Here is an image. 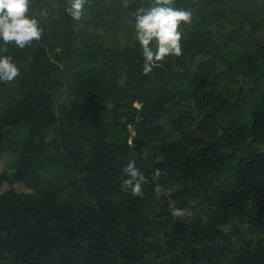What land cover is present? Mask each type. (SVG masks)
Segmentation results:
<instances>
[{
	"label": "trees",
	"instance_id": "16d2710c",
	"mask_svg": "<svg viewBox=\"0 0 264 264\" xmlns=\"http://www.w3.org/2000/svg\"><path fill=\"white\" fill-rule=\"evenodd\" d=\"M152 3L87 0L76 22L30 0L42 39L0 40L20 69L0 82V264H264V0H173L182 55L145 75L132 13Z\"/></svg>",
	"mask_w": 264,
	"mask_h": 264
},
{
	"label": "clouds",
	"instance_id": "9594fccd",
	"mask_svg": "<svg viewBox=\"0 0 264 264\" xmlns=\"http://www.w3.org/2000/svg\"><path fill=\"white\" fill-rule=\"evenodd\" d=\"M87 0H68L67 14L73 21L80 22L85 15ZM30 0H0V40L5 45L14 43L23 49L33 41H40L43 29L36 19L30 18ZM135 18V37L143 54V73L148 75L169 55H182V33L179 31L182 23H190L192 12L174 6L173 0H153L147 8L141 7L132 13ZM154 44V47H153ZM7 52V48L3 49ZM57 52L61 50L56 49ZM20 75V69L12 58L0 56V82L11 83ZM127 177L122 181L123 190L131 192L135 197H143V186L148 182L145 175L136 167L134 161H129L123 170ZM160 169L154 171L153 180L159 181L162 175ZM154 193L157 197L170 195V190L156 184ZM185 209L171 208L173 217H183Z\"/></svg>",
	"mask_w": 264,
	"mask_h": 264
},
{
	"label": "rangeland",
	"instance_id": "374dc122",
	"mask_svg": "<svg viewBox=\"0 0 264 264\" xmlns=\"http://www.w3.org/2000/svg\"><path fill=\"white\" fill-rule=\"evenodd\" d=\"M8 168V170H11L10 169V164H9V160H4V161H1L0 162V170L4 169V168ZM17 191L21 192V191H24V192H27V190L19 185L15 186ZM9 188V186H6L3 190H7Z\"/></svg>",
	"mask_w": 264,
	"mask_h": 264
}]
</instances>
